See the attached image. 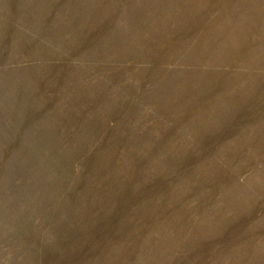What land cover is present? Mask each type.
Segmentation results:
<instances>
[{
  "label": "rangeland",
  "instance_id": "374dc122",
  "mask_svg": "<svg viewBox=\"0 0 264 264\" xmlns=\"http://www.w3.org/2000/svg\"><path fill=\"white\" fill-rule=\"evenodd\" d=\"M0 264H264V0H0Z\"/></svg>",
  "mask_w": 264,
  "mask_h": 264
}]
</instances>
